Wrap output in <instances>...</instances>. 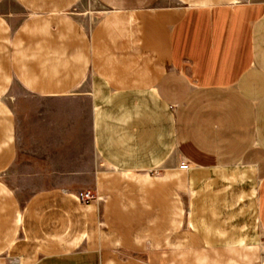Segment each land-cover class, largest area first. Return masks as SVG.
I'll return each mask as SVG.
<instances>
[{
  "label": "crops",
  "instance_id": "1",
  "mask_svg": "<svg viewBox=\"0 0 264 264\" xmlns=\"http://www.w3.org/2000/svg\"><path fill=\"white\" fill-rule=\"evenodd\" d=\"M15 1L22 21L0 0V176L18 180L0 181V254L16 264H155L154 233L132 232L142 243L132 252L121 244L131 232L114 221L158 199L162 221L176 222L185 189L196 246L258 252L264 0H100L109 11L91 30L66 14L78 0ZM85 103L98 171L84 168L78 144ZM86 190L117 197L109 231L95 233V204L76 198ZM175 232L162 234L180 252L187 240Z\"/></svg>",
  "mask_w": 264,
  "mask_h": 264
},
{
  "label": "rangeland",
  "instance_id": "2",
  "mask_svg": "<svg viewBox=\"0 0 264 264\" xmlns=\"http://www.w3.org/2000/svg\"><path fill=\"white\" fill-rule=\"evenodd\" d=\"M250 3L259 2L260 0H248ZM19 3L15 0H5V12H10L8 14L11 15V17L15 18V20L22 21L26 18L27 15L24 16L23 13L19 11ZM109 11V6H105L104 3H102L100 0H78L75 5H73L66 14L68 16L75 18L82 26H84L85 29L91 30L93 26L106 14V12ZM13 95L11 93L6 94L5 98L8 102L11 103V98ZM85 110H80V118L82 121V124L80 126V133H79V149L82 153V159L84 168H90L91 170L98 171L101 167L98 156L95 152L94 145L92 142V112L88 111L87 104L85 103ZM154 176H162L161 174L154 173ZM15 176L9 174L8 172L2 174L0 176V181L4 182L5 185H15L18 180H13ZM88 191V190H86ZM85 191V192H86ZM93 191V190H92ZM20 193L21 198H25V195L28 194V192L32 191H17ZM84 192V191H83ZM96 192V191H95ZM98 195V193L96 192ZM77 196V195H76ZM108 196L111 197V202L108 201ZM179 199H180V207L181 211L178 212V222L171 221H162V209H158L157 201L156 199L154 201L155 205L146 206L143 205V207H139L141 209L140 212H138L136 215L133 216L134 220L132 221H114L116 225H119V231L120 233H130L127 237L121 238V244L123 248L130 249L132 252H135L133 248H138L142 246V243L137 244V240L135 237V233L139 230H148L152 233H154V237L150 238V241L146 243V246L148 247L147 250L149 252L154 253L155 257V264H163V262H169V264H263L264 262V246L260 248L258 252L253 253H245L243 251H211L208 249H204L201 247L196 246L197 242L190 235L188 223H187V217H188V208H189V198L190 193L187 189L180 190L179 191ZM99 200L93 201L90 204H95L96 210H97V217L98 221H96L93 229H95V233H99V231H109L110 227H112L108 221L105 220V211L108 210L107 204L108 203H114L115 196L113 193H108L106 196L104 195H98ZM77 198V197H76ZM87 205V204H82ZM116 206L110 204V208L112 210L115 209ZM153 210L154 213H156V218H159V220L156 221H147L148 212ZM112 220L116 219L115 215H112ZM171 230V233H174V231H177L175 233H179L180 235H185V238L187 240V247L185 250H182L178 252V250L173 249V237L171 241L168 243V241L165 240V237L163 238L162 232L164 230ZM134 234H133V233ZM149 233V232H148ZM28 241V249L30 248L32 242L30 240ZM152 241H155L156 248L160 246L157 250L151 249V243ZM160 243L159 246H157L156 243ZM145 243V242H144ZM143 243V244H144ZM121 247V246H119ZM132 248V249H131ZM32 249V248H30ZM28 255V254H27ZM18 255L14 254H0V264H16V257ZM24 256V255H23Z\"/></svg>",
  "mask_w": 264,
  "mask_h": 264
},
{
  "label": "built area",
  "instance_id": "3",
  "mask_svg": "<svg viewBox=\"0 0 264 264\" xmlns=\"http://www.w3.org/2000/svg\"><path fill=\"white\" fill-rule=\"evenodd\" d=\"M77 200L82 203V204H90L92 203L93 201H98L99 200V197L98 195L96 194L95 191H92V190H88V191H84V192H80L77 194Z\"/></svg>",
  "mask_w": 264,
  "mask_h": 264
}]
</instances>
